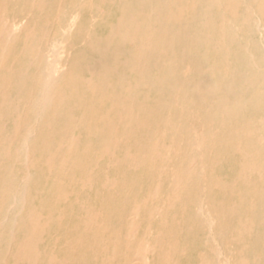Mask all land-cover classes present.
Returning a JSON list of instances; mask_svg holds the SVG:
<instances>
[{
	"label": "rangeland",
	"instance_id": "1",
	"mask_svg": "<svg viewBox=\"0 0 264 264\" xmlns=\"http://www.w3.org/2000/svg\"><path fill=\"white\" fill-rule=\"evenodd\" d=\"M160 1H169V10L182 19L163 26L170 35L168 54L161 59L147 54L133 73L135 47L120 43V24L132 16L143 21ZM230 1L46 0L44 10H38L35 0H0V15L20 35L7 65L23 68L29 77L21 96L16 88L10 94L19 115L28 112L33 131L30 166L24 158L0 159V167L10 170L19 184L24 178L29 183L18 210L20 231L11 241L10 226L1 228L0 264H133L139 243L154 244L158 235L159 250L168 252L175 264H264V177L244 176L245 160L236 148L248 144L246 130L264 129V27L258 26L263 19L253 0H236L235 14ZM27 32H36L30 42L35 41L33 53L25 51ZM115 52L120 53L118 61ZM32 58L39 61L34 66ZM52 62L59 73L55 101L37 116L26 108L28 94L42 95L33 78ZM225 66L227 77L221 69ZM87 81L96 86L90 90ZM208 82L224 89L234 83L236 97L225 99L229 113L208 111L211 97L198 89ZM124 108H132L141 125L129 123ZM18 117L2 123L11 151L20 144L14 136ZM165 120L175 127L167 135ZM158 139L175 153L168 162L147 165L149 144ZM71 141L74 149L68 155ZM192 152L197 153V175L170 207L173 174ZM258 163L264 166V153ZM158 185L160 198L153 201L150 194ZM136 205L138 232L128 242L129 216ZM156 205L162 208L165 227L159 218L149 221L148 212ZM30 213L43 229L33 256L20 262L16 255L32 235ZM92 214L100 228L86 234L84 223ZM80 239L82 247L77 246ZM150 258V264H160L158 255Z\"/></svg>",
	"mask_w": 264,
	"mask_h": 264
},
{
	"label": "bare ground",
	"instance_id": "2",
	"mask_svg": "<svg viewBox=\"0 0 264 264\" xmlns=\"http://www.w3.org/2000/svg\"><path fill=\"white\" fill-rule=\"evenodd\" d=\"M193 1L195 2V0H193ZM198 1L200 3V0H198ZM201 1H203V0H201ZM253 1L256 2L257 7H258V11H259L260 15L262 16L263 20H261V22L258 25L259 28H262V27H264V0H253ZM142 2L144 3L145 1H142ZM231 2H232V5L229 7V9L231 10L232 13L235 14L236 13V5L238 3L236 4V0H232V1H230L229 5L231 4ZM4 3H5V1H3V4ZM32 5L35 8H37L38 10H44L43 8L46 5V0H35L34 4H32ZM190 5L193 6V4H190ZM240 5H238V9H239ZM1 6H2V4H1ZM169 9H170L169 8V1H164V2L160 1V3L157 6L153 7L146 14V16L144 17L143 21L139 22V21H137L136 16H132L129 20L123 21L120 24L121 25V29H122V31L118 35L120 43H127V44H130V45L135 47V63H134V66L131 69V71L133 73L138 71L140 64L142 63V61L144 60V58L146 57L147 54H149V53L150 54H157V56H159L160 59L165 57L168 54L169 47L171 46V44L169 42V36L170 35H169V31L167 30V28H164L163 26H165L167 24H171L172 22H178V21H180V19H182V17L180 18V15L173 14ZM179 9H181V8H179ZM186 9H188V8H186ZM191 9L193 11L192 7H191ZM183 11L180 10V14ZM238 11L240 12V10H238ZM194 12H196V11H194ZM239 12H237V14ZM194 14H196V13H194ZM247 18L248 17H246V19ZM224 19H225V17H224ZM232 20H233V18H232ZM249 20H250V18H249ZM224 23L226 24V22H223V24ZM26 26H27V24H26ZM225 30H226V28H225ZM244 31H245V29H244ZM31 32H27V36H26V41L29 42V43L33 39V35L36 33L35 32L34 34H32ZM248 34H246V35H248ZM249 35H251V34H249ZM187 36H189V35H187ZM19 37H20V35L19 36L17 35L16 25H12L11 26L4 19V15H2V16L0 15V70L3 69V71H4V73L0 75V159L10 160V159H14L15 158V159L18 160L20 158H24L25 165L26 166H30V164L32 163V154H31V148H30V141L32 139L33 131H32V127H31V124H30V121H29V118H28V112L27 113L25 112L23 115H19L18 102L14 98H12V96L10 94V91L12 89L16 88L18 94L21 96L23 94V88L26 86V82L28 81L29 77H28V74L25 72V70H23V68H21L19 70H16L15 68L9 67L7 65V59L10 58L8 56L9 51L13 47V44L17 40H19ZM196 39H197V37H196ZM198 41H199V38H198ZM34 43H35V41H34ZM33 44L30 43L27 46V48L25 47L26 48L25 51L27 50L26 52L30 51L32 53L35 52L36 48L33 46ZM107 44H109V43H107ZM198 44H199V42H198ZM239 46H240V44H239ZM57 53L58 52H56L55 55ZM119 54H120L119 52H115L114 53V59L116 61L120 60L119 59ZM45 55H47V54H45ZM31 56H32V54H31ZM35 57H37V56H35ZM47 58H48V56H47ZM37 61H38V59L34 60L32 65L33 64L35 65L37 63ZM55 62H57V61H55ZM55 62L54 63L53 62L49 63L45 70H39L37 72V74L33 78L34 84L37 87H40L42 89L43 93H42V95L39 98H37L36 95L34 94V92H29V94H28V102H27L28 106H26V108H27V110L34 109L36 111L37 116L41 115L42 111L45 110L46 108H48L49 106L52 107L51 105L55 101L54 100V93H55L56 86L58 84V78H59V73H58V69L56 68L57 66L55 65ZM122 63L124 64V62H122ZM41 65H43V64H41ZM124 65H127V64L125 63ZM13 66H14V62H13ZM221 69H222V72L227 77V72L229 71L228 67L221 68ZM213 70H214V68H211L209 70V72H212ZM103 71H104V69H103ZM72 78H74V77H72ZM207 78H208V76H207ZM230 85L231 86H229V88L226 87L225 89L217 87V86L214 87L209 82L207 84H205L204 86H202V87H201V85H200V87L198 86V89L200 91L199 93L202 92V93L206 94L208 96V98L211 97L210 98L211 101L208 102L207 105H206V107H207L209 112H211L214 109L218 110V112L220 114H222V115L227 114V113L230 112V109L227 106L228 102L226 103L225 99H229L230 97H236L234 95H237V93L235 91L234 83H232ZM95 86H92V83L88 82L87 87L90 90H92L93 87H95ZM73 90H75V89H73ZM93 97H94V95H93ZM178 101H179V99H178ZM174 102H176V101H174ZM183 106H184V104H183ZM59 107H60V105H59ZM165 107H166V104H165ZM117 110H118V108H117ZM123 110H124V114L126 116V119L129 121V123H133V122L135 123L136 122L137 125H141L140 123H138V121L135 120L134 115H133L134 112H133L132 108H124ZM203 112H204V110H203ZM15 114H17L19 117L17 119V123H16V127H15V133H14L15 135L14 136H15V138L17 137V139L19 138L20 144L15 149V151H11V147H10V142H11L10 138L11 137L9 138V137H7L5 135L6 131H4V129L2 127V123H3V121L6 118H8L9 116H13ZM102 119H104V118H102ZM157 120H159V119H157ZM53 121H54V119H53ZM263 123H264V121H263ZM164 125H165V129H166V131H165L166 135H167V132H168L167 130H175V127L172 126L171 123L168 120H165ZM67 126H68V124H67ZM179 130H178V132H179ZM165 134H164V136H166ZM236 134H237L236 131L234 132V134H232V132H231L230 133V137H232V136H234ZM245 134H246V138H248V144L246 145V147H242L241 145H237V147H236L237 151L243 155L244 160H245V163L243 164V174H244V176H248V175H251V174H257V175H260L263 178L264 177V166L260 165L258 163V158H259V156L262 153H264V151H263V149H264V129H259L257 131H247L246 130ZM179 136H180V134H179ZM153 137H155V136H153ZM199 139H200V137H199ZM238 139H241V138H238ZM203 140H204V137H203V139L201 141H203ZM242 140H244V139H242ZM14 141H15V139H14ZM13 143L14 142H12L11 144H13ZM201 143L202 142H200V145H201ZM114 144L115 143L113 142L112 145L114 146ZM222 145H223V143H222ZM205 146L206 145H204L203 147H205ZM75 148L78 149L77 147H75ZM110 148H111V145L108 146V148H107L108 152L110 151ZM73 149H74V142L71 141L68 144V147H67V154L70 155L72 153ZM104 150H105V147H104ZM104 150L102 149L101 152L103 153ZM174 151L175 150H174L173 147H169V146L164 145L161 142V140H159V139L151 141L150 144H149V147H148V153H147V155L145 157V162H146L147 165H153L154 163H156L158 161L168 162L170 160L171 156L173 155V153H175ZM206 151H208V150H206ZM96 157H99V156L97 155ZM102 157L104 158V156H102ZM196 157H197V153L196 154H194L193 152L189 153L184 159V165L180 168L179 171H177L176 173L173 174L172 185H171V194H170V198H169V200L167 202V204H169L170 207H172L176 202L181 200V196H182L183 192L187 189L189 184L193 181V177L195 175H197V164H198V162H197V158ZM98 159L101 160L100 158H98ZM51 160H52V157H51ZM51 160H48V161H51ZM67 162H68V160H67V158L65 156V158L63 159V163H62V168L63 169L66 167V163ZM177 163H179V162H177ZM48 166H50V165H48ZM9 168H11V167H9ZM92 168H94V167H92ZM97 168L98 167H97V164H96V169ZM72 172H73V170H72ZM90 173L92 174L93 172L90 171ZM28 175H30V174H28ZM91 180L92 179H90V183L92 182V184H93V181H91ZM73 181H74V179H73ZM82 181H84V180H82ZM88 182H89V180H88ZM28 184H29L28 180L25 179V178H24L23 182L21 184H19L18 183V179L15 177V175L10 170H4V169H2L0 167V231H1V228H6L7 226H10V240L11 241L14 239L15 234L20 231V227H19L17 218H18L19 215H21L22 211L20 210L21 211V213H20V211H18V210L21 209L22 204H23V202H24V200L26 198ZM76 184L78 185V183H76ZM107 184H109V183H107ZM104 185H106V183H104ZM91 187H92V185H91ZM110 188H111V186H110ZM64 194H66V193H64ZM159 198H160V185L155 187V189L150 194V199L153 200V201H157V200H159ZM139 208L140 207L136 205L135 209L131 212V214L129 216V221L130 222H129L128 233H127V241L128 242H132L135 239L136 234L138 232V227H139L138 219H139V216H140ZM161 211H162V208H160L158 205H156L152 209H150L149 212H148L149 221H151L153 219H156V218H159L162 226L165 227V223H163V221H162L163 217H162ZM28 221H29V223L31 224V227H32V235L30 237H28L26 239V241H24L25 243L21 247L19 246L20 249H19V251H18V253L16 255V259L19 260L20 262H21V260H27V259H29V257L33 256L32 254H33L34 243H35V241H37V243L39 242L37 239L39 238L40 233L42 232V229H43L42 228L43 225L40 224V220H39V218H38V216L36 214L30 213L29 216H28ZM44 223L46 225V222H44ZM102 224L104 225V223H102ZM47 227H48V224H47ZM84 227H85V233L86 234L92 233V231H94L95 228L99 229L100 226H99V223H98L97 215H95V214L89 215L87 220H85ZM42 235H43V233H42ZM159 239H160V236L158 235L156 240H155V242H154V244H151V245H146L144 241H141L139 243V246H138L135 254H134V259L132 260V263L133 264H150V262H151V258L150 257L158 255L160 264H167V263L168 264H175V261L170 260L168 252H166L164 249L159 250V244H160ZM77 246H79V247L83 246L81 239L77 242ZM37 252H36V255H37ZM34 258H35V256H34ZM220 258H221V256H220ZM18 264H20V263H18Z\"/></svg>",
	"mask_w": 264,
	"mask_h": 264
}]
</instances>
